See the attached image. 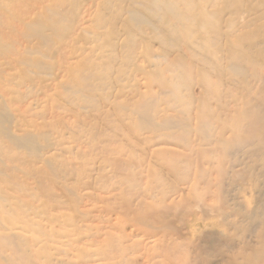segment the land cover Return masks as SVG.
<instances>
[{"label":"bare ground","instance_id":"obj_1","mask_svg":"<svg viewBox=\"0 0 264 264\" xmlns=\"http://www.w3.org/2000/svg\"><path fill=\"white\" fill-rule=\"evenodd\" d=\"M216 261L264 264V0H0V264Z\"/></svg>","mask_w":264,"mask_h":264},{"label":"rangeland","instance_id":"obj_2","mask_svg":"<svg viewBox=\"0 0 264 264\" xmlns=\"http://www.w3.org/2000/svg\"><path fill=\"white\" fill-rule=\"evenodd\" d=\"M195 92L197 93L198 92V89L196 88L195 89ZM243 196L245 197L246 195L245 194H243ZM246 200H248L250 203H252V202H254L255 201V199H253V198H250V196L247 194V196H246ZM252 201V202H251ZM211 220H213L214 222H216V220H215V218H212ZM211 220H208L207 222L208 223H210V221ZM206 222V223H207ZM201 228V229H200ZM205 225H203L202 227L200 226L198 229H197V232L195 233V236L197 237L196 239H195V241L196 242H202V240H204L205 238H206V236H209L210 234V230H209V228H205ZM206 230V231H205ZM204 231L206 232V234L204 233ZM201 232V234H199ZM204 233V234H203ZM197 234V235H196ZM205 236H203V235ZM201 240V241H200ZM216 264H217V261H216Z\"/></svg>","mask_w":264,"mask_h":264}]
</instances>
